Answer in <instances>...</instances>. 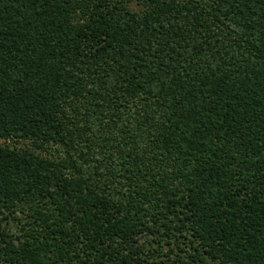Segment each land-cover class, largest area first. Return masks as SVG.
Wrapping results in <instances>:
<instances>
[{
	"label": "trees",
	"instance_id": "obj_1",
	"mask_svg": "<svg viewBox=\"0 0 264 264\" xmlns=\"http://www.w3.org/2000/svg\"><path fill=\"white\" fill-rule=\"evenodd\" d=\"M0 140V264H264V0H0Z\"/></svg>",
	"mask_w": 264,
	"mask_h": 264
},
{
	"label": "rangeland",
	"instance_id": "obj_2",
	"mask_svg": "<svg viewBox=\"0 0 264 264\" xmlns=\"http://www.w3.org/2000/svg\"><path fill=\"white\" fill-rule=\"evenodd\" d=\"M130 7L134 10H138L140 7L135 3H131L130 4ZM7 143H10L11 145L13 146H17L21 149H30L33 147L31 141H14V140H8L6 141ZM0 143H5L4 140H0ZM62 152L61 148L60 147H57L56 145L52 146L49 148V151L48 152H44V154H48L49 156H58L59 153Z\"/></svg>",
	"mask_w": 264,
	"mask_h": 264
}]
</instances>
